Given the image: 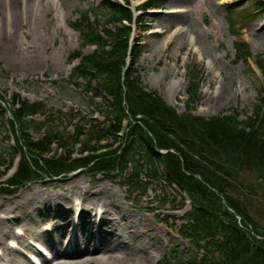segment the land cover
<instances>
[{
    "label": "rangeland",
    "instance_id": "rangeland-1",
    "mask_svg": "<svg viewBox=\"0 0 264 264\" xmlns=\"http://www.w3.org/2000/svg\"><path fill=\"white\" fill-rule=\"evenodd\" d=\"M142 1L133 0V6ZM16 3L17 12L23 13L20 19L14 17L8 22L7 13L0 11V87L3 91L0 95L10 102V96L19 93L31 103H43L53 115L59 110L67 112L70 109L88 114L92 105L84 93L71 87L62 93L64 96L60 95L43 74L54 75L56 71L63 72L64 67L69 68L72 53L82 48L79 35L69 23L79 18V12L96 8L97 0H17ZM255 3L256 0H169L161 9L150 11L146 20L151 29L144 33L139 30L136 34L144 50L138 63L144 86L183 113L187 109L190 73L194 72L198 74L196 80L201 88L199 103L194 107L195 115L211 118L232 110L241 113V120L253 115V105L259 101L260 90L264 87L262 74L255 65L257 59L264 58V15L250 22L242 21V13ZM230 17L238 24L237 36L231 28ZM63 20L68 30L63 27ZM237 40L249 44L251 66L236 59L234 44ZM92 50L88 47L84 52ZM36 77L43 86L25 83ZM12 78L13 83L10 82ZM38 119L42 121L43 117ZM8 132V128L0 127L2 155L11 145V141L6 140ZM29 132L33 138L39 136L37 131L31 129ZM156 188L159 190V186ZM89 190L113 194L110 207L88 198ZM149 195L151 197L140 201L134 197L130 200L118 178L87 171L74 172L59 180L36 181L15 194H1L0 264H11L12 259L5 249L9 242L18 248L12 251L18 260L24 258L30 264H48L44 262L41 247H47L43 250L51 256L55 251L47 241L35 240L34 235L51 233L55 239L52 246L58 243L59 208L52 202L65 199L64 212H68V228L72 234L60 238L62 250L86 234L79 229L84 215H92L99 223L101 215L97 218L89 206L106 209L107 220L115 218L118 230L130 235L126 242L129 245L121 244L120 248L98 252L95 258L86 261L87 264H177L180 258L173 259L177 255L184 257L183 261L188 260L193 250L174 229L182 223L184 211L171 212L173 206L182 202L181 197L171 193L169 200L176 196L174 203L163 207L151 203L154 198L159 201L160 193L150 192ZM101 220L105 222L106 218ZM260 224L264 226V218H260ZM94 225L89 232L100 237L103 227L94 228ZM17 230L25 235L15 238ZM27 245L33 251L27 250Z\"/></svg>",
    "mask_w": 264,
    "mask_h": 264
},
{
    "label": "trees",
    "instance_id": "trees-1",
    "mask_svg": "<svg viewBox=\"0 0 264 264\" xmlns=\"http://www.w3.org/2000/svg\"><path fill=\"white\" fill-rule=\"evenodd\" d=\"M98 1L95 9L82 12L72 24L86 45L98 46L97 51L83 56L74 75L86 81L77 85L92 93V100L101 99L94 104L104 120L82 116L72 134L61 133L52 124L35 141L27 130L44 123L28 121L27 117L45 115L43 104L25 103L15 108L10 124L24 156L14 176L0 184V194H15L36 179L79 169L124 179L131 171L128 184L133 190L145 192L148 184L141 179L145 176L162 181L165 188L176 184L192 199L179 232L195 253L188 262L181 261L183 264H264V226L260 224L264 218V87L259 103L253 106V116L243 122L237 112L210 119L193 115L191 104L198 103L200 90L195 82L189 91L188 110L177 113L143 85L136 68L143 47L137 42L130 52L132 29L124 24L132 21V11L116 2ZM153 6L159 4L150 2L145 8ZM257 11L264 15L263 0L244 10L242 21H253ZM90 13H94L93 21ZM229 20L238 34L237 22L231 17ZM234 48L237 60L247 63V45L235 42ZM81 56L79 51L74 55ZM258 65L264 76V58L258 59ZM3 116L1 111L0 121ZM125 119L129 120L127 131L119 138ZM83 135L82 151H90V155L72 159L70 148ZM103 140L120 142L116 148L111 144L98 152L103 149ZM54 141L65 148V153L42 157ZM90 142H95V147ZM163 197L166 199L165 193ZM201 251L203 257L199 259Z\"/></svg>",
    "mask_w": 264,
    "mask_h": 264
},
{
    "label": "bare ground",
    "instance_id": "bare-ground-1",
    "mask_svg": "<svg viewBox=\"0 0 264 264\" xmlns=\"http://www.w3.org/2000/svg\"><path fill=\"white\" fill-rule=\"evenodd\" d=\"M16 1L17 0H0V11L3 10L4 12L7 13L6 15L7 17H9L8 22L14 17L20 19L23 16L22 12H19V13L17 12L18 6H17ZM26 1H29V0H26ZM89 191L86 193L88 195L87 196L88 198H93L92 200L96 202L97 201L104 202L108 204V206L110 207V204L112 203V197L114 196L113 194H109L108 192H100L97 190L96 191L91 190L90 192ZM65 203H66V199L60 200V201L54 200L52 202V205L55 206L57 204L56 207L59 208L58 214H59L60 222L57 228V232L59 235L58 243H56L55 246H52L53 244H55V239L52 238L51 233L44 234V233L37 232V235H34L35 240L36 239L44 240L45 243L47 241L49 245H51V250L55 251V255L53 259L49 261V264H53L55 263V261H56L55 264H87L86 261H89L95 258L94 256H97V254H99L98 252H104L109 249L113 250L116 247L120 248L121 244L129 245V244H126V242L130 240V235L128 234V232L123 233V230H118L117 220H115V218H111V220L108 221L107 220L109 216L108 211H106V209L104 210L103 207L99 208L95 206L93 207V212H95V216L97 217L98 214H101L99 223L97 222V219L93 220L92 215H89V216L84 215L85 217L84 222L79 225V229L81 228L85 230L86 234L81 239H78L77 237V239H75L73 243L67 249L62 250L60 248V242H61L60 238L67 237L69 233L72 234V232L68 228V218H69L68 212L67 211L64 212V210L66 209ZM81 209H84V208H81ZM106 214L108 215L105 216ZM102 218H106V221L105 222L102 221L101 220ZM93 225H94V228H97L98 226L100 228L103 227L102 230L100 229V232H99L100 237L99 236L97 237L95 233L90 234L89 230ZM54 227L55 226H53L52 228V232L54 230ZM104 233H106L107 235H104ZM42 234H43L44 239L42 238ZM103 235L106 236L104 237L106 239L102 237ZM14 237L17 239L19 238L18 236H15V235ZM5 247H6L5 248L6 252L9 253L10 258L12 259L11 264H30L24 258L22 260H18L15 253L12 252V248H10L7 245H5ZM27 250L30 251L32 249L27 245ZM44 262L46 263L47 260L44 259Z\"/></svg>",
    "mask_w": 264,
    "mask_h": 264
}]
</instances>
